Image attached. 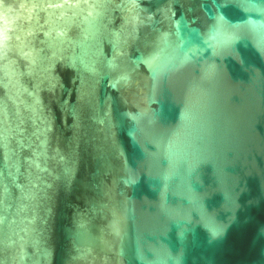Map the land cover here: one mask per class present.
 <instances>
[{
  "label": "water",
  "instance_id": "water-1",
  "mask_svg": "<svg viewBox=\"0 0 264 264\" xmlns=\"http://www.w3.org/2000/svg\"><path fill=\"white\" fill-rule=\"evenodd\" d=\"M0 264H264V0H0Z\"/></svg>",
  "mask_w": 264,
  "mask_h": 264
}]
</instances>
